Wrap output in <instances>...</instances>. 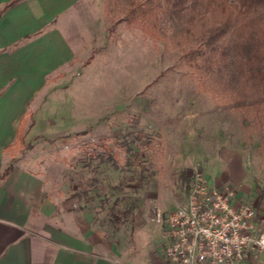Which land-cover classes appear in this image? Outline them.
<instances>
[{
  "label": "rangeland",
  "instance_id": "1",
  "mask_svg": "<svg viewBox=\"0 0 264 264\" xmlns=\"http://www.w3.org/2000/svg\"><path fill=\"white\" fill-rule=\"evenodd\" d=\"M108 5L77 0L60 17L72 49L41 85L34 74L12 162L32 163L52 193L104 196L100 220L115 230L162 227L160 211L185 201L196 166L231 175L239 184L227 187L264 207L263 99L215 96L183 50Z\"/></svg>",
  "mask_w": 264,
  "mask_h": 264
},
{
  "label": "crops",
  "instance_id": "2",
  "mask_svg": "<svg viewBox=\"0 0 264 264\" xmlns=\"http://www.w3.org/2000/svg\"><path fill=\"white\" fill-rule=\"evenodd\" d=\"M9 1L0 0V175L11 167L0 178V264H173L165 255L169 210L160 211V228L115 230L108 219L100 220L98 203L104 196L92 194L82 201L66 188L56 195L50 179L32 163L12 162L18 127L26 123L37 87L34 74L41 85L44 76L68 59L67 12L77 0H20L2 11ZM11 92H18V102H4ZM217 174L208 176L211 184L238 186L231 175ZM256 203L264 220V207ZM246 264H264V251H251Z\"/></svg>",
  "mask_w": 264,
  "mask_h": 264
},
{
  "label": "trees",
  "instance_id": "3",
  "mask_svg": "<svg viewBox=\"0 0 264 264\" xmlns=\"http://www.w3.org/2000/svg\"><path fill=\"white\" fill-rule=\"evenodd\" d=\"M20 0H10L2 11ZM184 56L215 96L264 101V0H107ZM111 6V7H110ZM120 8V9H121ZM24 121L17 142L24 143ZM7 168L0 178L10 171Z\"/></svg>",
  "mask_w": 264,
  "mask_h": 264
},
{
  "label": "built area",
  "instance_id": "4",
  "mask_svg": "<svg viewBox=\"0 0 264 264\" xmlns=\"http://www.w3.org/2000/svg\"><path fill=\"white\" fill-rule=\"evenodd\" d=\"M165 223V255L173 264H246L251 251H264V220L254 204L211 184L199 166L186 201L166 213Z\"/></svg>",
  "mask_w": 264,
  "mask_h": 264
}]
</instances>
